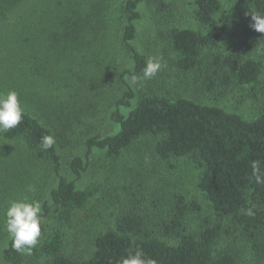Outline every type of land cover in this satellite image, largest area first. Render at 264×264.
Listing matches in <instances>:
<instances>
[{"label":"trees","instance_id":"obj_1","mask_svg":"<svg viewBox=\"0 0 264 264\" xmlns=\"http://www.w3.org/2000/svg\"><path fill=\"white\" fill-rule=\"evenodd\" d=\"M150 1L0 0V91L15 90L24 108L21 123L0 132V197L8 198L2 205L5 210L16 198L13 186L27 182L25 178L15 182L13 171L23 169L22 162L27 171L49 167L51 183L40 202L41 236L31 253L50 257L51 264H117L134 249L142 250L156 264H237L233 251L215 248L224 230L220 222L204 226L197 234L186 231V214L199 205L186 202L181 195H176L171 218L162 222L165 233L174 235L175 244L142 236L141 218L122 214L114 229L95 237L91 256L73 258L61 251L65 236L61 227L73 221L75 211L89 197L77 181L91 155L95 151L118 155L146 136L155 138L153 150L162 160L191 153L199 157L203 171L198 185L217 217L231 218L236 229L247 236L252 252L264 256V183L256 182L252 167L256 162L264 179V113L248 119L182 96L140 93L130 77L142 75L148 57L133 42L142 20L141 9ZM193 4L196 20L210 22L220 12V25L206 32L171 28L176 65L184 72L196 68L201 51L215 46L222 30L234 20L222 11L221 0H194ZM238 4H249L256 13H264V0H238ZM251 22L242 27L235 53L216 58V64L225 70L222 74L216 71L215 79L208 78L209 88L256 81L261 64L248 56L264 44V33L251 28ZM109 34L115 54L109 62L99 64L93 57L96 49L102 51ZM92 67L93 72L87 73ZM112 79L121 83V91L107 110L106 125L111 129L101 132L100 123L91 121L89 133L72 135L74 118L79 119L83 111L76 98L85 100V105L97 103L96 97L82 92L101 87L93 93H102V83ZM67 88L75 91L59 101ZM49 134L56 143L44 150L41 139ZM70 139L81 143L82 153L67 154ZM65 156L69 157L67 168L63 167ZM247 208L255 215H246ZM4 210H0V218ZM27 256L12 248L9 235L0 233V264H25Z\"/></svg>","mask_w":264,"mask_h":264},{"label":"rangeland","instance_id":"obj_2","mask_svg":"<svg viewBox=\"0 0 264 264\" xmlns=\"http://www.w3.org/2000/svg\"><path fill=\"white\" fill-rule=\"evenodd\" d=\"M193 1L151 0L142 7V20L138 23L137 37L133 44L146 54L148 59H158L162 67L155 77L142 80L136 85V89L140 93L162 94L171 98L182 96L197 102L217 105L248 119L264 113V44L259 45L248 56L261 64L256 81L245 85L219 83L212 88L207 86L208 78L215 79L218 75L215 74L216 71L222 74L225 70L216 64V58L222 59L235 53V45L242 27L251 22V13H256L251 5H239L238 0H221L222 11L233 16L234 20L222 30L215 46L206 47L201 51L195 69L184 72L177 67V55L170 44L172 27H191L206 32L220 25V12L215 14L210 22L196 20ZM108 38L102 46V51L96 49L97 53L93 57V61L99 64L109 62L115 54L110 34ZM92 72L93 67L87 70V73ZM102 86V93H93L101 87L98 90L82 92L84 96L96 97L97 103L89 101L90 104L85 105V100L76 98L83 111L79 113V119L74 118L73 131L70 132L72 135L89 133L87 126L91 121L100 123L101 132L111 129L107 127L106 114L121 91V83L115 84L112 79L110 82H103ZM64 90L68 93L63 91L57 98L59 101L63 96L67 100L75 91L73 88ZM70 140L67 154L71 156L73 153H82L81 143ZM154 142L155 138L146 136L139 138L118 155L110 156L103 151H95L91 155L87 169L77 181L78 187L89 192V197L86 204L75 211L73 221L61 227L65 235L61 251L73 258L91 256L95 237L102 231L114 229L117 217L122 214L141 218L144 223L142 236L156 237L175 244L174 235L165 233L162 222L171 218L176 195H181L186 202L199 205L198 210L186 214L183 223L187 232L197 234L204 226L220 222L224 230L215 244L216 250L233 251L237 264H264V256L259 257L250 249L247 236L240 229H236L231 218H218L211 203L199 188L203 171L199 157L191 153L162 160L154 153ZM17 147L19 150L20 144ZM22 154L25 156V152ZM68 158H63L64 168H67ZM21 167L23 169L13 171L15 182H20L23 178L27 182L13 186L15 199L27 197L29 200L41 202V199L47 196L48 185L51 183L49 167L39 166L27 171L23 162ZM29 185H33L35 190L29 192ZM7 200L6 196L0 197L1 211L4 210L2 205ZM225 228H228L229 232H226ZM0 233L8 235L4 228V214L0 218ZM27 257L25 264H51V258L47 256L31 253Z\"/></svg>","mask_w":264,"mask_h":264},{"label":"clouds","instance_id":"obj_3","mask_svg":"<svg viewBox=\"0 0 264 264\" xmlns=\"http://www.w3.org/2000/svg\"><path fill=\"white\" fill-rule=\"evenodd\" d=\"M250 27L255 31L264 33V13H251ZM161 63L155 57H150L142 70V77L133 74L130 82L139 85L142 80H150L161 70ZM24 116V108L19 100V94L12 89L0 91V132H6L18 126ZM53 135H45L41 139V147L47 150L55 145ZM254 175L257 183H264L259 174V166L253 162ZM27 190H35L29 185ZM248 216H254L252 208L244 210ZM42 205L38 200H29L27 197L9 201L4 210V228L7 231L12 248L18 252L30 255L31 250L38 244L41 236ZM117 264H156L155 260L146 257L142 250L134 249L120 257Z\"/></svg>","mask_w":264,"mask_h":264}]
</instances>
